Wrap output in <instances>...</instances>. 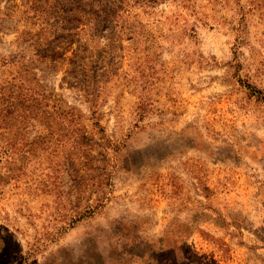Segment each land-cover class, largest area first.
<instances>
[{"label": "rangeland", "instance_id": "374dc122", "mask_svg": "<svg viewBox=\"0 0 264 264\" xmlns=\"http://www.w3.org/2000/svg\"><path fill=\"white\" fill-rule=\"evenodd\" d=\"M0 264H264V0H0Z\"/></svg>", "mask_w": 264, "mask_h": 264}]
</instances>
